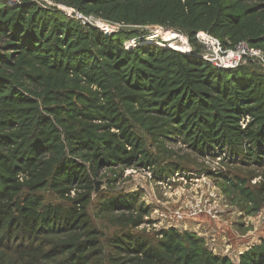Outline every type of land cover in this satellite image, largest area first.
Segmentation results:
<instances>
[{"label":"trees","instance_id":"trees-1","mask_svg":"<svg viewBox=\"0 0 264 264\" xmlns=\"http://www.w3.org/2000/svg\"><path fill=\"white\" fill-rule=\"evenodd\" d=\"M49 1L130 29L105 36L57 7L0 0V264H264V240L232 255L196 223L148 235L137 193L108 180L93 195L103 169L171 178L184 165L168 146L182 145L263 174L221 184L246 215L260 212L264 74L213 67L196 35L264 52V0ZM148 27L179 34L191 53L141 44Z\"/></svg>","mask_w":264,"mask_h":264},{"label":"rangeland","instance_id":"rangeland-1","mask_svg":"<svg viewBox=\"0 0 264 264\" xmlns=\"http://www.w3.org/2000/svg\"><path fill=\"white\" fill-rule=\"evenodd\" d=\"M145 29L148 30L149 35L141 40V44H165L162 46L174 49L173 43H175L182 49L187 48L185 47L186 43L181 42L180 37L165 42L162 36L154 37L158 28L148 27ZM178 36L180 35L178 34ZM182 49L178 50L185 51ZM251 64L257 66L259 71L264 74V67L255 63ZM168 148L175 152L173 160L180 161L179 159H182L183 161L180 163L184 165V168L174 172L169 182L160 183L159 179L153 178L149 172L142 169H131L125 171L116 183L113 179L114 172L108 171V176L100 175V178L96 180L104 183L97 194L105 192L108 180L112 181L111 185L114 190H122L126 194L137 193L139 203L149 207L150 210L149 216L144 218L145 224L137 231L145 232L148 235L156 236L159 231L171 226V217L174 213L183 211L186 201L190 197H194L209 203L216 215L212 219H185L181 223H184L189 230L196 223L197 231L204 236L208 246H217L219 252L223 251L233 255L247 244L257 243L260 239L264 240V205L259 213L248 216L237 205V202L232 200L233 196L225 193L221 187L227 176L237 175L248 179V171L259 175L260 172L239 164H231L228 160L213 162L211 158H199L182 145L168 146ZM218 175H222L223 178L217 177ZM261 177L253 178L249 184L257 185L261 181ZM94 222L101 229H106V224L102 219L94 218ZM240 225L241 227H239Z\"/></svg>","mask_w":264,"mask_h":264},{"label":"built area","instance_id":"built-area-1","mask_svg":"<svg viewBox=\"0 0 264 264\" xmlns=\"http://www.w3.org/2000/svg\"><path fill=\"white\" fill-rule=\"evenodd\" d=\"M2 1H4L8 6H13L19 3V0H2ZM34 1H36L40 5L57 7L62 12H64V14L67 17L72 18L75 21L79 22L80 25L92 26L98 29L105 36H111L123 30L130 29V26L124 25L122 23H112L98 19L93 16H83L75 10L69 9L63 5H56L49 0H34ZM196 38L203 45L205 50L204 55L200 56L199 58L217 69L232 70L247 62L255 63L261 67H264V52L259 49H254L249 47L247 43L242 42L236 45L234 48L223 49L222 45L218 40L212 38L206 33L199 32L197 33ZM134 43H135L134 41H131L130 44L134 45ZM174 50L185 54L191 53L190 48L189 51H180L176 48H174ZM202 158H207V159L211 158L213 162L228 160V156L226 155V153H223L220 157L217 158L210 156H205ZM127 170H131V169H127ZM127 170H124L121 175L117 174L116 171L114 172L113 179L116 180V183L123 176L124 172ZM142 170L145 172H149L151 176H153V178L159 179L158 182L160 183H164L165 181L169 182L170 180V178H166L164 175H157L152 173L149 168ZM108 171H109L108 169H103L102 171H100V175L108 176L109 175L107 173ZM215 215L216 213L213 210V208L209 205V203H207L204 200L190 197L188 201H186L184 210L175 212L174 215L171 217L172 221L171 220L170 221L172 222L171 223L172 225H176V224H180L185 219H192V220H195L197 218L212 219ZM144 224L145 223L141 224L138 228H141Z\"/></svg>","mask_w":264,"mask_h":264},{"label":"bare ground","instance_id":"bare-ground-1","mask_svg":"<svg viewBox=\"0 0 264 264\" xmlns=\"http://www.w3.org/2000/svg\"><path fill=\"white\" fill-rule=\"evenodd\" d=\"M157 36H162V39L163 41H171L172 39H174L175 37H180V36H176V35H169L168 31L164 30V29H160L158 28L155 32V36L154 37H157ZM181 38V42H184L182 37ZM175 46H173L174 48L176 49H182L181 47H179L178 45H176L175 43H173ZM185 47H187L186 49H182V50H185V51H189V46L186 44Z\"/></svg>","mask_w":264,"mask_h":264},{"label":"water","instance_id":"water-1","mask_svg":"<svg viewBox=\"0 0 264 264\" xmlns=\"http://www.w3.org/2000/svg\"><path fill=\"white\" fill-rule=\"evenodd\" d=\"M94 191H93V195H97V193L99 192L101 186L104 184L102 181H95L94 183Z\"/></svg>","mask_w":264,"mask_h":264}]
</instances>
